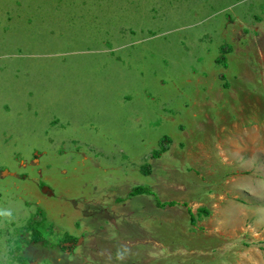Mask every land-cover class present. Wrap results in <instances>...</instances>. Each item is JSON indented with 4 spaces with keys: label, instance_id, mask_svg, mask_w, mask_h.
I'll list each match as a JSON object with an SVG mask.
<instances>
[{
    "label": "rangeland",
    "instance_id": "374dc122",
    "mask_svg": "<svg viewBox=\"0 0 264 264\" xmlns=\"http://www.w3.org/2000/svg\"><path fill=\"white\" fill-rule=\"evenodd\" d=\"M0 264H264V0H0Z\"/></svg>",
    "mask_w": 264,
    "mask_h": 264
},
{
    "label": "trees",
    "instance_id": "16d2710c",
    "mask_svg": "<svg viewBox=\"0 0 264 264\" xmlns=\"http://www.w3.org/2000/svg\"><path fill=\"white\" fill-rule=\"evenodd\" d=\"M163 141V143L165 142V139H163L162 140ZM167 149V146L166 145H163L162 146V148H161V152H164L165 150ZM158 154H160V152H154L153 153V156H158ZM134 192H135V194H138V193H141V192H147V190H145L143 187H136L135 189H134ZM171 203H173V202H171ZM61 247H64V246H62V245H60Z\"/></svg>",
    "mask_w": 264,
    "mask_h": 264
},
{
    "label": "clouds",
    "instance_id": "9594fccd",
    "mask_svg": "<svg viewBox=\"0 0 264 264\" xmlns=\"http://www.w3.org/2000/svg\"><path fill=\"white\" fill-rule=\"evenodd\" d=\"M5 215H7V216H10V215H11V213H5Z\"/></svg>",
    "mask_w": 264,
    "mask_h": 264
}]
</instances>
